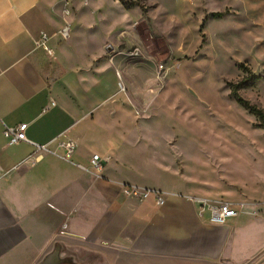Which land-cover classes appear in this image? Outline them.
I'll list each match as a JSON object with an SVG mask.
<instances>
[{
	"label": "crops",
	"instance_id": "1",
	"mask_svg": "<svg viewBox=\"0 0 264 264\" xmlns=\"http://www.w3.org/2000/svg\"><path fill=\"white\" fill-rule=\"evenodd\" d=\"M61 1L0 0V264H264V208L231 201L238 215L213 225L194 201L207 198L128 167L144 138L119 89L131 58L108 44L81 64L62 42ZM21 124L28 142L9 145L5 128ZM94 155L102 175L77 166ZM141 183L165 204L121 193Z\"/></svg>",
	"mask_w": 264,
	"mask_h": 264
},
{
	"label": "rangeland",
	"instance_id": "2",
	"mask_svg": "<svg viewBox=\"0 0 264 264\" xmlns=\"http://www.w3.org/2000/svg\"><path fill=\"white\" fill-rule=\"evenodd\" d=\"M60 8L72 25L62 42L81 64L108 44L135 50L124 61V94L144 138L126 163L157 173L140 179L263 210L264 129L231 93L238 86L264 109V0H62Z\"/></svg>",
	"mask_w": 264,
	"mask_h": 264
},
{
	"label": "built area",
	"instance_id": "3",
	"mask_svg": "<svg viewBox=\"0 0 264 264\" xmlns=\"http://www.w3.org/2000/svg\"><path fill=\"white\" fill-rule=\"evenodd\" d=\"M66 15H70V11L66 10ZM71 34V23L66 22L64 29L61 31V35L64 40L68 41ZM47 36L42 35L41 42L38 45L43 46L45 50L52 55V51L47 47ZM128 54V53H127ZM136 55L135 50L129 55L130 57ZM117 76L120 80L119 89L122 92H126V87L122 81V76L117 72ZM55 102L52 103L54 105ZM28 125L21 124L17 127H6L4 130V136L8 139L9 145H19L22 142H28L27 132ZM62 149L65 151L62 158L66 161L71 162V158L77 148L75 141H66L60 144ZM86 171L94 172L98 175H102L105 170L103 159L99 155H94L90 159L89 167L77 165ZM121 193L126 198L137 199L144 201L153 198L157 205L162 206L166 201V192L161 190L148 189L136 184H123L121 185ZM199 204V210L201 216H207V221L213 225H225L231 219L238 215L236 206L227 201H214L210 199H194ZM67 225H64L66 228Z\"/></svg>",
	"mask_w": 264,
	"mask_h": 264
},
{
	"label": "trees",
	"instance_id": "4",
	"mask_svg": "<svg viewBox=\"0 0 264 264\" xmlns=\"http://www.w3.org/2000/svg\"><path fill=\"white\" fill-rule=\"evenodd\" d=\"M214 17H220V14L213 15ZM245 84V83H244ZM238 86L232 88L231 96L250 114L254 115L259 122L260 128L264 129V109L260 108L250 101L243 98L238 91Z\"/></svg>",
	"mask_w": 264,
	"mask_h": 264
}]
</instances>
